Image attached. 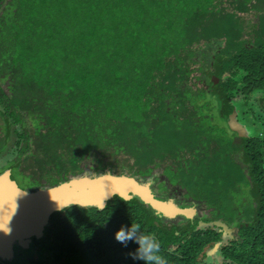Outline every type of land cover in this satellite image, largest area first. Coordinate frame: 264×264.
I'll return each instance as SVG.
<instances>
[{
	"label": "trees",
	"instance_id": "16d2710c",
	"mask_svg": "<svg viewBox=\"0 0 264 264\" xmlns=\"http://www.w3.org/2000/svg\"><path fill=\"white\" fill-rule=\"evenodd\" d=\"M262 91L264 0H0V154L7 137L18 153L5 168L16 179L27 151L55 185L92 156L149 186L150 167L164 163L187 197L207 196L212 215L240 225L234 245L220 249L224 264H264V142L236 145L209 120ZM239 182L254 202L244 216L227 199ZM139 202L147 200L115 197L101 212L69 206L63 219L52 215L45 239L54 262L199 264L218 240L204 238L211 228L172 226L180 259L169 256L161 236L170 233L142 219L150 236L141 235L138 221L150 212ZM69 223L77 232L67 234Z\"/></svg>",
	"mask_w": 264,
	"mask_h": 264
},
{
	"label": "flooded vegetation",
	"instance_id": "af4514ba",
	"mask_svg": "<svg viewBox=\"0 0 264 264\" xmlns=\"http://www.w3.org/2000/svg\"><path fill=\"white\" fill-rule=\"evenodd\" d=\"M212 72V71H211ZM241 74V73H240ZM240 74H238L237 76H235L234 78H232L233 82L236 83V87L240 88L243 87L245 85L242 84V78H239V80H237L236 77H238ZM214 77V76H211ZM236 79V80H235ZM263 94L264 91L262 92H253L250 93L246 96L245 99H236L233 101L232 104L234 103H238L240 102L245 109V114L243 116V118L247 121L248 123V129H249V134L245 135L246 130L245 128H243V126L236 125V120H235V116L232 112V107L230 106V104H228L225 107V112L221 113V111L218 110L219 114H218V118L215 116L213 117L212 120L218 121L219 123H211L213 127H217V128H224L221 129L223 132L219 131V135L225 137L227 136L229 139L232 140V143L235 142L234 144L239 145L240 144V140L241 139H256V140H263L264 142V137H263V129L260 127L261 122L264 123V113H262L260 110H262L264 112V99H263ZM250 117V118H249ZM220 119H222L224 121L223 124H220ZM254 123H260L257 125H252L251 122ZM256 126H259V132L257 134H254L253 131L256 128ZM263 131V132H261ZM214 135H216V133H214ZM15 152V149L14 151ZM17 152V151H16ZM24 153H22V155H20V160L21 163H19V167L15 170L18 175L21 176V179H23V182L20 184L17 179H15V177L13 176V168H5V166L10 165L12 161H15L17 159V154L15 153V157L13 158H8L6 155L0 154V175L3 172L8 171L10 173V178L12 181H14V183L17 185L18 189H20L23 192H37V191H42L46 186L49 187H53L55 185H51L50 183L46 182L45 178L47 176H44L43 171L39 168L38 165L35 164L34 161V157L29 156L28 159H25V157L23 155ZM235 154V153H233ZM2 156V157H1ZM92 156H90L88 159H86L84 161V163L82 162H78V167L81 169V172H78L77 174H73L70 175L68 177H66L65 180H61L60 182L63 181H68V179L70 178H75L78 176H84L86 175L87 177H89L90 179H96L94 177L97 176H103L105 178H115V179H123L120 177H116L119 176V173H116V161H114L113 159H109L107 161H103L98 163L96 162V160H92ZM25 159V160H24ZM14 164V163H13ZM24 164H26V166H24ZM35 164V165H34ZM22 166V167H21ZM241 167H243V164H240ZM166 164L164 163H159L156 162V165L150 167L152 168V171L150 173V176L145 177L148 178L149 181V186L144 185L148 188L150 195L157 200L158 202H162V203H168L170 205H172L175 208L181 209V210H185V211H190L191 213L189 215H176V216H172V217H168L166 215H164L163 213L161 214L160 212H158L157 210H155L154 208V204L149 201L148 199L147 202H144L143 204L138 205L139 207H141L140 209H142V207H145L146 210H149L150 214H146L148 213V211L146 213H143L141 215L140 220L138 221V223H140V227H141V235L142 236H150L148 235V225L144 224L146 221V223H149L150 220L151 223L155 226H157L154 231H162V233L164 234V232H168L169 229L173 226L179 227V229H182V227H184L186 230H188V227H195L198 229H207V228H211L212 230L216 231V234H208L207 232L206 234V240H210V239H215L218 238L217 241H212V242H207L205 247L202 249V253H201V257H200V261L198 262L203 263V264H224L227 261L225 260V258L221 255L220 249L222 247H229L234 245V242L238 239L239 237V233L237 231V227L240 226L238 224H236L235 222L232 223L231 225L227 224V222H224L222 220V218H218L215 215H212V211L214 210L213 207H209L206 204V201H209L207 199V196H204V198H202L201 196H198L193 200L189 197L186 196V192L184 189H182L181 187H179L178 185H176L172 180H173V176L171 174V170L170 167L167 166L166 168ZM173 167V165H172ZM30 179H29V176ZM23 176H27L28 178H23ZM50 176V174H49ZM55 176V175H54ZM82 176V177H83ZM127 179V178H126ZM30 181V182H29ZM31 181L33 183H35L36 185H32ZM135 181V180H134ZM58 182V183H60ZM136 182V181H135ZM57 183V184H58ZM137 184H139L138 182H136ZM142 185V184H139ZM138 196V195H137ZM115 197H119L117 195H113L109 200H107L105 202L104 207L101 210H98L95 207H81L78 205H75L74 207H79L82 209H95L99 212L103 211L108 202ZM122 199V198H121ZM132 199V195L130 194L129 198H127L126 200L129 201ZM148 204H152L153 208L152 210H150L149 205ZM68 208V207H67ZM65 209V208H64ZM143 210V209H142ZM60 214V219H63V217L65 216V212L64 210H60L59 212H53L48 219V222L46 224V226L44 227V229L41 231V235L38 238H31L30 241L31 243L29 244V247L32 245L33 246V251L34 254L32 255V258H27L25 255H23L24 258H26V264H38L39 262L42 263H48V264H59L58 261H56V263L54 262L53 258L54 255L56 254L55 251L49 249V247L47 246V242L45 239V233H46V229L48 227L49 224V220L50 217L54 214ZM104 216V215H102ZM174 218V220H172ZM144 219V221L142 220ZM143 221V222H142ZM134 225H136V223H133ZM67 226H69L70 228L67 229V234L72 233V231H76L77 232V227H74L72 224H66ZM226 229L230 230V231H226ZM150 232V231H149ZM170 234L167 235H162L161 239H162V244L166 247V252L169 254V256H173L176 259H180V257L178 254L173 253L174 251H176L177 249V244L170 241V236H172V231L168 232ZM187 233H175V235L173 237L177 238H184L186 237ZM113 236V235H112ZM115 236H118L117 234H115ZM181 236V237H180ZM182 238V239H183ZM28 247V248H29ZM27 249V248H26ZM215 249V252L213 254L210 255V257L208 258V255L210 253V251L212 252V250ZM65 251V249H64ZM178 253V251H176ZM14 253V251H13ZM20 253V252H18ZM23 254V253H22ZM166 254V253H165ZM62 261V259H61ZM108 261V259H107ZM63 262V261H62ZM2 263V261H0V264ZM12 264H16L15 261H11ZM3 264V263H2ZM75 264H84L82 262L77 261V263ZM106 264H110L107 263ZM116 264V263H115ZM155 264H169L168 260H166L165 258H158L155 259Z\"/></svg>",
	"mask_w": 264,
	"mask_h": 264
},
{
	"label": "water",
	"instance_id": "95a60500",
	"mask_svg": "<svg viewBox=\"0 0 264 264\" xmlns=\"http://www.w3.org/2000/svg\"><path fill=\"white\" fill-rule=\"evenodd\" d=\"M82 176L70 178L53 187L46 186L42 191L28 193L18 189L8 171L0 175V261L10 264L14 246L28 248L31 238L40 237L49 216L69 206L101 210L113 195L126 200L131 194L148 199L154 204L155 210L168 217L187 216L191 213L158 202L146 186L132 179L105 178L100 175L94 177V180Z\"/></svg>",
	"mask_w": 264,
	"mask_h": 264
},
{
	"label": "rangeland",
	"instance_id": "374dc122",
	"mask_svg": "<svg viewBox=\"0 0 264 264\" xmlns=\"http://www.w3.org/2000/svg\"><path fill=\"white\" fill-rule=\"evenodd\" d=\"M249 18V17H248ZM247 18V19H248ZM244 74H240L237 78V80H239V78L243 77ZM236 80V79H235ZM263 99H264V94H263ZM232 107V112L235 116V120H236V125L239 126H243V128H245L246 130V133L245 135L249 134V129H248V123L247 121L243 118L244 114H245V109H244V106L238 102V103H234V104H231L230 105ZM2 109V108H1ZM0 109V110H1ZM262 113H264L262 110H260ZM216 117L218 118V114L219 112L218 111H214L213 112ZM250 118V117H249ZM3 117L1 116L0 117V143L3 142V139L5 137V129L3 128V126L5 127L6 125L3 123L2 121ZM7 121V120H6ZM220 121V124H223L224 121L222 119L219 120ZM210 123H216L218 124L219 122L218 121H215V120H209ZM252 125H257V124H260L259 122L258 123H254L253 121L251 122ZM259 126H256L257 129H255L253 131L254 134H257L259 132V129H258ZM261 127V126H260ZM225 128V127H224ZM224 128H220V129H224ZM225 130V129H224ZM263 132V131H261ZM263 137H264V133H263ZM5 144L6 146H4V149H2V154L6 155L8 158H13L15 157V153L18 155V153L14 151V143L9 140V137L5 138ZM27 152V151H26ZM26 152L23 154L24 157H25V154ZM24 166H26V164H24ZM22 167V166H21ZM16 179L19 183H22L23 182V179H21V176L20 175H16ZM251 186L248 184H243L242 182H239L237 184L236 187H233L232 188V192L234 195V197H231V198H227L228 199V202H231V205L233 206V208L231 209V213L232 214H237L238 216H244V215H248L251 213V206L249 205L248 202H251L252 203V206L254 207V202L250 199V196H251ZM211 203L212 204H215L217 205L218 207H221L220 209L222 210V213L226 216V213L228 215V217L230 218L231 217V214L229 211H227V209H230L229 206L225 205L223 206V204H219V200L215 197H212L211 198ZM237 204V205H236ZM229 212V213H228ZM221 213V215H222ZM223 215V216H224ZM233 221L236 220V218H231ZM174 220V218L172 219ZM14 254H13V257L11 258V261H15L16 264H26V258L23 257V255H25L27 258H32V255L34 254V251H33V246L31 245L29 248L27 249H22L18 246H14ZM20 252V253H18ZM215 252V249L212 250V252L210 251L208 255V258L210 257L211 254H213ZM23 253V254H22ZM3 264H8V263H5V262H2ZM10 264H12L10 262Z\"/></svg>",
	"mask_w": 264,
	"mask_h": 264
}]
</instances>
